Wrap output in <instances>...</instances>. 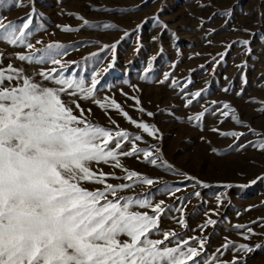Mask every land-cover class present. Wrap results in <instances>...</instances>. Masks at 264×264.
Listing matches in <instances>:
<instances>
[{
    "label": "rangeland",
    "instance_id": "1",
    "mask_svg": "<svg viewBox=\"0 0 264 264\" xmlns=\"http://www.w3.org/2000/svg\"><path fill=\"white\" fill-rule=\"evenodd\" d=\"M30 11H34V31L29 40L36 49L58 42L67 50L58 57L66 64V77L83 79L87 86L93 74L97 75L93 96L86 100L77 97L92 123L122 129L130 137L140 135L137 147L159 148L160 160L208 185L147 164L142 156L121 157L129 170L158 181L147 190L155 200L165 201V229L205 238L201 264L205 258L231 259L230 249L217 252L225 237L238 243L264 244V152L253 146L264 139V112L260 111L264 108L262 0H10L0 6V22L19 24ZM225 11L230 16L222 15ZM153 16L167 27H160ZM84 19L92 26H85ZM106 23L115 28L104 29ZM65 25L73 30L63 31ZM242 40L249 41L250 51L236 43ZM21 50L29 51L0 41V66L11 60L27 74L52 66L15 60ZM165 74L169 79H164ZM196 92L200 96L193 98ZM97 100L105 104L116 101L132 119L154 125L160 139L148 136L120 111L101 109ZM224 103L234 110L240 124L231 119V112L227 117L221 114ZM232 131L242 135L220 134ZM125 144V150L131 147L130 142ZM101 168L122 175L119 169ZM165 184L179 191L172 196L159 191ZM145 191V186H135L127 194ZM217 196H221L219 207ZM181 208L185 228L176 222ZM209 218L216 223L201 231ZM236 225L244 227L237 229ZM248 227L255 235L244 241L239 233ZM247 256V264H264V247Z\"/></svg>",
    "mask_w": 264,
    "mask_h": 264
},
{
    "label": "snow or ice",
    "instance_id": "2",
    "mask_svg": "<svg viewBox=\"0 0 264 264\" xmlns=\"http://www.w3.org/2000/svg\"><path fill=\"white\" fill-rule=\"evenodd\" d=\"M8 2L0 0V6ZM33 15L34 11H30L19 24L0 22V41L29 50L16 52L15 60L30 66L52 65L40 67L31 74L24 67L14 66L11 60L0 66V264H201L206 239L165 229L162 225L165 201L155 200L147 190V186L158 181L129 170L121 157L139 159L142 156L147 164L174 171L203 187L208 185L160 160L159 148L153 151L137 147L135 142L142 139L140 135L130 137L122 129L92 123L77 103V97L86 100L93 96L97 75L93 74L87 86L83 79L66 77V64L58 57L66 55L67 50L58 42L36 49L29 40L34 31ZM222 15L230 16V13L225 11ZM153 19L160 27H167L158 17ZM83 24L92 26L86 19ZM103 28L115 26L106 23ZM62 30L73 29L65 25ZM127 34L125 31L124 35ZM236 43L250 51L248 40ZM115 47L113 43L111 48ZM111 66L110 63L108 67ZM164 79L169 76L165 74ZM192 95L195 98L200 93ZM95 103L101 109L120 111L148 136L160 139L154 125L132 119L116 101ZM136 103L139 105L138 100ZM223 109V116L231 112V119L241 123L227 103ZM138 111L145 110L138 108ZM260 111L264 112V108ZM220 134L236 138L242 135L235 131ZM126 141L131 143L127 150ZM253 146L264 152V139L257 140ZM103 165L119 169L122 175L103 171ZM135 186H145L146 191L127 194ZM159 191L172 196L179 188L173 190L165 184ZM216 200L219 207L221 196ZM178 211L176 222L185 228L183 209ZM215 223L209 218L201 231ZM239 234L244 241H249L255 232L248 227ZM262 247L264 244L238 243L225 237L217 252L230 249L231 259L209 261L205 258L203 264H247V254Z\"/></svg>",
    "mask_w": 264,
    "mask_h": 264
}]
</instances>
